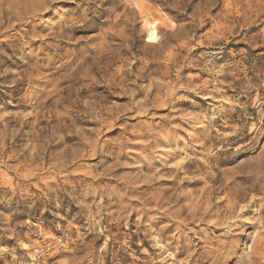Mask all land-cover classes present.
<instances>
[{
	"label": "rangeland",
	"instance_id": "rangeland-1",
	"mask_svg": "<svg viewBox=\"0 0 264 264\" xmlns=\"http://www.w3.org/2000/svg\"><path fill=\"white\" fill-rule=\"evenodd\" d=\"M7 4L0 264H264V0Z\"/></svg>",
	"mask_w": 264,
	"mask_h": 264
},
{
	"label": "clouds",
	"instance_id": "clouds-1",
	"mask_svg": "<svg viewBox=\"0 0 264 264\" xmlns=\"http://www.w3.org/2000/svg\"><path fill=\"white\" fill-rule=\"evenodd\" d=\"M49 6L56 4V0H47ZM78 4L76 9H68L62 6L52 7L53 18L40 19L33 23V31L39 29L41 31L47 32L50 36L53 35V31L56 35L61 33L67 35L68 33L75 32L78 28L91 26V16L95 14V10L92 5L96 3V0H75ZM7 0L0 5V8L7 9ZM3 20L5 25H13L16 21L8 16L7 11L3 12ZM43 26V27H41ZM5 30H8L7 28ZM18 34V33H17ZM2 35V33H0ZM6 193H0V198L6 196ZM195 255V252L190 253Z\"/></svg>",
	"mask_w": 264,
	"mask_h": 264
}]
</instances>
